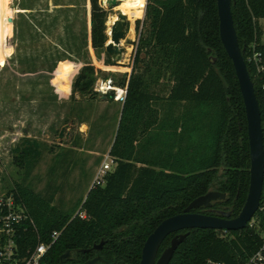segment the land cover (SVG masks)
Segmentation results:
<instances>
[{"label":"trees","instance_id":"trees-1","mask_svg":"<svg viewBox=\"0 0 264 264\" xmlns=\"http://www.w3.org/2000/svg\"><path fill=\"white\" fill-rule=\"evenodd\" d=\"M89 5L90 45L102 50L108 41V12L99 0H89ZM142 11L135 10L133 17ZM231 14L264 128V43L257 24L264 20V0H233ZM134 29L131 69L117 84L126 93L108 153L115 168L104 184L90 187L76 214L20 184L7 192L35 223L36 231L25 234L26 247L49 243L50 235L59 232L47 264H85L95 255L107 264H139L142 245L153 230L212 188L226 194L230 218L245 203L250 168L246 116L232 62L219 39L216 0H145L143 19L135 21ZM253 52L260 54L257 64L248 60ZM106 56L105 64L113 65ZM96 72L91 65L80 69L72 98H96ZM104 98L112 101L113 92ZM38 149L37 141L23 138L14 149V164L27 166L39 156ZM263 202L264 179L260 206ZM255 219L257 228L247 225L226 237L214 230L181 231L188 236L169 264L209 259L243 264L264 232V214L257 211Z\"/></svg>","mask_w":264,"mask_h":264},{"label":"rangeland","instance_id":"rangeland-1","mask_svg":"<svg viewBox=\"0 0 264 264\" xmlns=\"http://www.w3.org/2000/svg\"><path fill=\"white\" fill-rule=\"evenodd\" d=\"M99 1L108 12L107 29L125 1L113 9ZM134 11H127L121 42L126 51L114 66L105 64L104 49L90 45L89 0H0V194L20 184L62 211L78 213L113 142L122 103L114 104V98L99 103L102 95L94 89L107 80L118 87L130 72L137 41L133 26L142 15L134 18ZM257 24L264 43V20ZM85 65L97 70L93 100L72 98V84ZM23 138L37 141L40 154L20 168L13 159ZM95 150L99 153L91 155Z\"/></svg>","mask_w":264,"mask_h":264},{"label":"water","instance_id":"water-1","mask_svg":"<svg viewBox=\"0 0 264 264\" xmlns=\"http://www.w3.org/2000/svg\"><path fill=\"white\" fill-rule=\"evenodd\" d=\"M120 0H103V4L108 9H113ZM233 0H216V10L218 17L219 39L228 58L232 62L234 73L238 82L239 91L242 97L246 116V131L249 147L250 168L249 185L245 203L240 213L235 218H230V213L221 212L220 216H209L192 212L201 207H209L211 201L223 199L224 195L218 192H208L203 196L194 199L182 213L163 220L153 232L146 238L141 249L139 264H169L175 250L186 239L188 232L176 234L181 231L191 229L214 230V231H237L245 228L247 223L256 214L261 200L262 185L264 179V128L261 122V115L256 99L253 83L250 79L245 61V48H240L236 31L233 24L231 6ZM127 15L118 12L116 19L112 22L109 30V41H107L104 51L112 61V64L119 65L126 49L121 42L127 35ZM133 42L128 41L127 44ZM209 61L213 64L214 59ZM66 127L62 128L59 138H62ZM171 234H176L170 241V245L159 257L158 251L162 242ZM104 242L93 247L100 250ZM87 252V250H84ZM66 253L61 259L67 257ZM95 260L86 263L94 264Z\"/></svg>","mask_w":264,"mask_h":264},{"label":"built area","instance_id":"built-area-1","mask_svg":"<svg viewBox=\"0 0 264 264\" xmlns=\"http://www.w3.org/2000/svg\"><path fill=\"white\" fill-rule=\"evenodd\" d=\"M258 52H253V55L248 60L254 61L256 64L261 60ZM261 70V67H259ZM264 89V86L262 87ZM94 91L102 96L108 95L110 91H114L115 101H123L126 88L115 87L111 80L101 82L95 87ZM113 159L106 155L104 161L97 168L91 187L102 186L105 178L111 171ZM264 214V202L259 205L258 210ZM80 218H85L81 213ZM249 227L257 228V221L254 217L247 223ZM31 229L36 231L35 223L29 216L26 209L15 202L12 194H0V264H47L46 256L50 246L56 240L59 232H53L50 235L49 243H38L34 247H26L24 245L25 234ZM221 237H226L228 231L220 230ZM260 244L256 251L243 264H264V232L260 234ZM203 264H226L216 260H206Z\"/></svg>","mask_w":264,"mask_h":264},{"label":"flooded vegetation","instance_id":"flooded-vegetation-1","mask_svg":"<svg viewBox=\"0 0 264 264\" xmlns=\"http://www.w3.org/2000/svg\"><path fill=\"white\" fill-rule=\"evenodd\" d=\"M209 192H218V193H221V194L224 195V198H223V199H220V198H219V199H217V200H215V201H211L209 207H201V208H199V209H198V213H199V214H205V215H209V216H220V213H221V212H228V211L230 210L229 206L225 204V203H226V200H227V196H226L225 193L218 191L217 188H212ZM176 234H183V233L178 232V233H176ZM176 234H174V235L169 239L168 244H167V245H166L161 251H159V255H157V257H159V256L161 255V253H162L166 248L169 247L171 239H172ZM163 242H164V241H163ZM163 242H162V243H163ZM161 246H162V244H161ZM161 246H160V248H161ZM160 248H159V250H160ZM100 250H101V249H100ZM95 251H99V250H95ZM68 256H69V255H68ZM68 256H67V257H68ZM67 257H65V258H63V259H66ZM93 260H95L94 264H107V263H104V262H103V259H102V257H101L100 255H95V256H93V257H92L91 259H89L88 262H86V263H89V262H91V261H93ZM86 263H85V264H86ZM68 264H70V263H68ZM76 264H81V263H76Z\"/></svg>","mask_w":264,"mask_h":264},{"label":"bare ground","instance_id":"bare-ground-1","mask_svg":"<svg viewBox=\"0 0 264 264\" xmlns=\"http://www.w3.org/2000/svg\"><path fill=\"white\" fill-rule=\"evenodd\" d=\"M125 2L120 5L118 8H123L125 9L124 11H120L126 15L129 13L127 12L128 10H138L144 7L145 5V0H124ZM116 19V16H112L109 20L108 27L106 29V34L109 36V30L112 22ZM109 41V38H108Z\"/></svg>","mask_w":264,"mask_h":264},{"label":"crops","instance_id":"crops-1","mask_svg":"<svg viewBox=\"0 0 264 264\" xmlns=\"http://www.w3.org/2000/svg\"><path fill=\"white\" fill-rule=\"evenodd\" d=\"M140 15H141V14H140ZM142 16H144L143 12H142V15H141L139 18H135V17H134V18H135V19H138V20H142V19H143ZM133 28H134V26H133ZM99 101H100L99 103L106 102L104 96H102V97L99 99ZM114 104H120V103H119V101H115ZM121 105H122V103L120 104V108H121ZM111 144H112V143H111ZM110 146H111V145H110ZM110 146H109V148H108V151H107V154H106V155H109L108 153H109ZM98 153H99V152L96 151V150L90 152L91 155H93V154L97 155ZM106 155H105V156H106ZM113 165H115V164H113Z\"/></svg>","mask_w":264,"mask_h":264}]
</instances>
